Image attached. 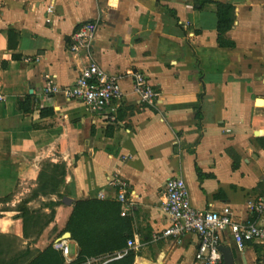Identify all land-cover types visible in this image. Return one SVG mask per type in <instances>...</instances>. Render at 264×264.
<instances>
[{
	"label": "crops",
	"instance_id": "obj_1",
	"mask_svg": "<svg viewBox=\"0 0 264 264\" xmlns=\"http://www.w3.org/2000/svg\"><path fill=\"white\" fill-rule=\"evenodd\" d=\"M88 22L99 24L93 46L74 56L71 36ZM91 62L120 79L116 123L43 94ZM134 73L159 91L154 106L133 93ZM0 90V264H196L197 236L153 241L169 226L173 178L197 210L260 218L264 0H0ZM45 175L57 186L44 188ZM116 175L130 186L125 204ZM67 234L70 263L55 248ZM223 247L234 264H264V246L240 250L227 233Z\"/></svg>",
	"mask_w": 264,
	"mask_h": 264
},
{
	"label": "built area",
	"instance_id": "obj_2",
	"mask_svg": "<svg viewBox=\"0 0 264 264\" xmlns=\"http://www.w3.org/2000/svg\"><path fill=\"white\" fill-rule=\"evenodd\" d=\"M52 12L53 8L50 7L49 13ZM98 26L97 22H88L79 27L71 36L68 51L75 56L83 49L87 51L91 49ZM132 77L133 93L138 97L139 102L150 107L154 106L160 99L159 91L149 84L144 75L134 73ZM59 92L70 100L80 102L91 113L103 116L110 124L116 123V106L124 98L119 77L107 74L94 62L81 71L76 83L69 88L61 89L55 81H49L43 89L46 98ZM5 101L6 96L0 90V104H4ZM109 186L115 191L117 200L125 204L130 189L129 183L116 175L110 180ZM162 198V207L169 220V226L161 234L154 235L153 241L167 238L181 240L187 235L197 236L199 243L195 255L196 264H223L219 249L223 246L227 233L231 234L240 250L248 244L264 246V222L261 219L264 213V201H260L252 208L260 218L254 224L244 225L235 222L229 206L218 212L195 209L190 202L188 187L181 178H173L167 182ZM134 246V243H129V247ZM55 248L61 251L70 263L68 240L61 239L55 244ZM120 258L122 255L116 259Z\"/></svg>",
	"mask_w": 264,
	"mask_h": 264
},
{
	"label": "trees",
	"instance_id": "obj_3",
	"mask_svg": "<svg viewBox=\"0 0 264 264\" xmlns=\"http://www.w3.org/2000/svg\"><path fill=\"white\" fill-rule=\"evenodd\" d=\"M230 12H231V8H229V7H227L226 9H224V11H223V14L224 15H226L227 16V18H228V15L230 14ZM218 17H219V30L220 31H222V23L225 21V22H229V20L227 19V21H226V19H223V15H222V10H220L219 11V14H218ZM228 25V24H227ZM228 27V26H227ZM53 168H54V170H61V167L60 166H53ZM64 171H63V175H64ZM47 180H51L52 181V184H48L47 182L45 183V185H43V187L45 188H50V190L52 189V188H54V186L56 185L57 186V184H56V177L55 178H49V179H47ZM43 184V180H42V178H41V185Z\"/></svg>",
	"mask_w": 264,
	"mask_h": 264
},
{
	"label": "water",
	"instance_id": "obj_4",
	"mask_svg": "<svg viewBox=\"0 0 264 264\" xmlns=\"http://www.w3.org/2000/svg\"><path fill=\"white\" fill-rule=\"evenodd\" d=\"M68 238L69 234H67L63 239L68 240ZM219 250L223 255L224 264H234L233 252L230 247L221 246Z\"/></svg>",
	"mask_w": 264,
	"mask_h": 264
},
{
	"label": "rangeland",
	"instance_id": "obj_5",
	"mask_svg": "<svg viewBox=\"0 0 264 264\" xmlns=\"http://www.w3.org/2000/svg\"><path fill=\"white\" fill-rule=\"evenodd\" d=\"M48 170V168H46V171ZM48 179V177H46V175H45V177H44V180H43V182L45 181V182H47L49 185L50 184H52V181L51 180H47ZM49 217L51 218V220H53V219H55V217H54V214H50L49 215ZM39 230V229H38ZM38 230H36V231H38ZM53 230V234H54V229H52ZM41 233V232H40ZM47 234H49V235H51V232L50 233H47Z\"/></svg>",
	"mask_w": 264,
	"mask_h": 264
}]
</instances>
